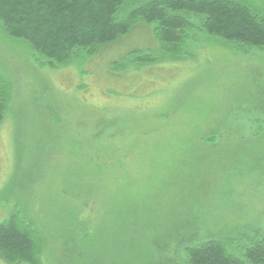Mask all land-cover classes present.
Returning <instances> with one entry per match:
<instances>
[{
	"label": "rangeland",
	"instance_id": "obj_1",
	"mask_svg": "<svg viewBox=\"0 0 264 264\" xmlns=\"http://www.w3.org/2000/svg\"><path fill=\"white\" fill-rule=\"evenodd\" d=\"M240 1L264 17V0ZM187 50L191 58L141 64L159 42L137 21L96 53L49 68L0 33L12 93L0 125V221L16 211L33 223L40 264H183L179 246L197 229L238 245L264 236L263 146L201 141L257 130L264 48L196 34ZM90 161L105 168L92 196L81 178ZM74 214L79 233L66 221Z\"/></svg>",
	"mask_w": 264,
	"mask_h": 264
},
{
	"label": "trees",
	"instance_id": "obj_2",
	"mask_svg": "<svg viewBox=\"0 0 264 264\" xmlns=\"http://www.w3.org/2000/svg\"><path fill=\"white\" fill-rule=\"evenodd\" d=\"M137 21L150 26L159 42L160 55L139 57L144 65L191 58L187 46L196 34L242 52L264 48V17L240 0H0V33L24 43L42 67L67 66L80 54L92 55L127 35ZM11 97V82L0 73V125ZM254 122L256 131H209L201 141L215 143L228 136L230 141L256 143L264 150V119ZM103 165L90 161L81 170L91 196L98 192L95 182L105 177ZM66 221L69 228L82 231L84 221L76 214ZM198 230L179 246L183 264H264L262 234L241 235L237 240L247 243L238 245L234 237L213 233L199 239ZM43 242L33 223L19 212L0 221V260L6 264H40Z\"/></svg>",
	"mask_w": 264,
	"mask_h": 264
}]
</instances>
